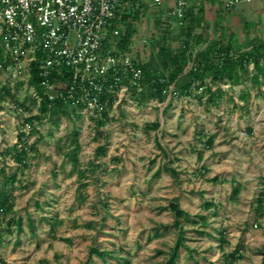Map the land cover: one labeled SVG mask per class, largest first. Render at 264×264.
Returning <instances> with one entry per match:
<instances>
[{
	"label": "rangeland",
	"instance_id": "obj_1",
	"mask_svg": "<svg viewBox=\"0 0 264 264\" xmlns=\"http://www.w3.org/2000/svg\"><path fill=\"white\" fill-rule=\"evenodd\" d=\"M144 12L129 55L151 59L155 73L162 72L179 51L183 29L159 18V10ZM163 29L170 33L169 51L160 57ZM254 76L251 66L238 85L209 79L191 95L171 84L164 101L129 99L106 121L68 108L43 119L37 132L25 126L40 114L34 87L28 81L11 88L0 77V90L9 91L0 94V189L3 172L18 173L9 187L14 210L8 219L23 220V232L14 224L9 233L2 223L0 257L7 264H166L179 244L178 264H262L264 83ZM75 130L77 164L71 162ZM21 133L38 142L27 168L13 158ZM171 203L185 213L182 220Z\"/></svg>",
	"mask_w": 264,
	"mask_h": 264
},
{
	"label": "built area",
	"instance_id": "obj_2",
	"mask_svg": "<svg viewBox=\"0 0 264 264\" xmlns=\"http://www.w3.org/2000/svg\"><path fill=\"white\" fill-rule=\"evenodd\" d=\"M193 1L0 0V77L11 88L31 82L35 64L39 104L58 101L106 121L125 101L141 102L149 87L143 62L119 47L136 13L170 2L165 18L184 28ZM216 1L224 12L253 2Z\"/></svg>",
	"mask_w": 264,
	"mask_h": 264
},
{
	"label": "trees",
	"instance_id": "obj_3",
	"mask_svg": "<svg viewBox=\"0 0 264 264\" xmlns=\"http://www.w3.org/2000/svg\"><path fill=\"white\" fill-rule=\"evenodd\" d=\"M144 10L146 9L143 8L138 11L135 15L133 23L127 26V30L119 45L121 51L124 53L128 52L131 47L134 34L136 33L134 24L140 19ZM202 19V10L197 13L188 12L187 25L182 28L184 39H181L179 51L176 52L175 55H172L170 61L168 60V62L164 63L163 67L165 69L162 68V72L157 71V73L153 75V72L150 71V65H144L143 68L148 78L149 87L146 93L141 96L140 101L150 99H158L160 102L164 101L166 91L171 84H174L177 87V93L183 95H191V91L197 83H201V87H204V81L207 79H210L212 84L231 82L234 85H238L242 82L243 73L248 71L251 66H253V70L255 72V82L257 84L264 83V44L255 45L253 50L249 53H239L234 50V46L231 41L225 43L223 40H219L210 42L205 51H199L194 54V49L202 45L204 42V38L196 33L197 29L202 25ZM159 22L160 21L158 19L157 23L159 24ZM159 26L160 25L157 27ZM161 31V41H163V46L159 49L158 55L160 57H165L169 51L166 43L169 40L170 33H168L166 29ZM190 63H193V67L186 73V68ZM31 71L32 80L30 83L33 87L38 88L41 82V79L39 78L38 66L33 64ZM163 73H167L168 76L166 77ZM154 80L156 83H153ZM1 92H3L2 94H8L9 91L8 88L4 87L0 90V94ZM208 93L211 94L210 102L213 105H217L218 103L215 100V92L209 88ZM0 98L3 99L2 96H0ZM66 109L68 108L58 101L52 103L48 99H44L40 104V114L28 117L25 120V126L30 128L32 131L37 132V124H40L43 119L50 120L53 117L66 115L68 114ZM105 117H107V114H105ZM99 124L102 125L104 122L99 121ZM152 128L157 130L160 128V124L155 123L152 125ZM71 142L74 147L73 153L71 154V162L77 164V153L81 146L78 140V132L76 130L72 133ZM37 143L38 142L30 144L25 133L19 134L18 143L12 148V151L13 158L20 167L27 168L29 166L28 161L30 154H35L37 152ZM207 145L208 147L213 145V137L208 139ZM98 151L100 154H104L105 148L100 147ZM3 174L5 175L4 187L3 189H0V232L2 223H6L9 233H11V228L14 224L16 225L18 232H23V220L21 218H18L17 220L14 218L8 219L14 210L13 199L11 193L9 192V187L14 186L17 183L18 173H15L12 176H8L5 172H3ZM213 182H217V179H214ZM233 193L234 195H238V189H234ZM262 202L263 200L260 201V203ZM211 206V203L206 204L207 209ZM169 208L175 214L178 221L185 217V213L180 209L179 205L171 203ZM260 210H262V208H260ZM220 242L224 245L228 243L226 237H222ZM91 253L92 255L95 254L99 257L105 256L103 252H100L97 249H92ZM238 253V250L232 253L229 257L230 260L237 259ZM178 258L179 244L166 264H178ZM0 264L7 263L0 257ZM262 264H264V261Z\"/></svg>",
	"mask_w": 264,
	"mask_h": 264
},
{
	"label": "crops",
	"instance_id": "obj_4",
	"mask_svg": "<svg viewBox=\"0 0 264 264\" xmlns=\"http://www.w3.org/2000/svg\"><path fill=\"white\" fill-rule=\"evenodd\" d=\"M171 6L170 2H166L159 10L158 17H166ZM200 10L203 12L202 25L197 29L196 33L204 38V42L199 46H203L202 49H194V54L199 51H205L210 42L219 40H223L225 43L231 41L234 50L239 53H249L255 45L264 44V0H253L251 4H242L231 12H224L216 0H194L189 11L197 13ZM143 16H145V12L141 14L138 21L144 20ZM134 27L136 33L134 34L133 42L138 36L137 26L134 25ZM132 44L126 53H132ZM141 45L144 46V44ZM144 57L142 55L134 56L135 59L139 58L138 60L143 62L144 65H150V71L153 72V75L156 74L155 71L159 70V68L153 67L150 62L151 59L147 61ZM192 67L193 63H190L185 72L190 71Z\"/></svg>",
	"mask_w": 264,
	"mask_h": 264
}]
</instances>
